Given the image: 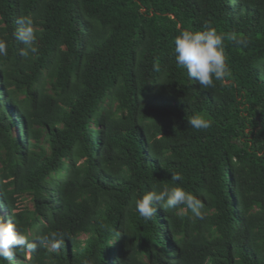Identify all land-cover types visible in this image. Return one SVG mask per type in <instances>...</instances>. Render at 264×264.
<instances>
[{"label": "trees", "instance_id": "trees-1", "mask_svg": "<svg viewBox=\"0 0 264 264\" xmlns=\"http://www.w3.org/2000/svg\"><path fill=\"white\" fill-rule=\"evenodd\" d=\"M206 26L231 69L208 89L174 56ZM0 40V216L35 245L0 264H264V0H0ZM175 186L203 219L139 216L137 199Z\"/></svg>", "mask_w": 264, "mask_h": 264}, {"label": "clouds", "instance_id": "clouds-1", "mask_svg": "<svg viewBox=\"0 0 264 264\" xmlns=\"http://www.w3.org/2000/svg\"><path fill=\"white\" fill-rule=\"evenodd\" d=\"M16 32V39L24 47L20 55L24 58L37 52L34 21L24 17ZM236 45L247 47L248 39L243 34H230L228 37ZM225 36L214 28L206 26L205 30H183L174 40V56L177 65L186 70L189 79L199 86L208 89L214 86V80L224 81L231 75V69L226 63L224 47ZM7 43L0 40V56H7ZM158 70V66L154 65ZM188 126L196 130H206L211 127V121L203 114H193L187 119ZM173 181L182 180L179 173L172 174ZM157 206L163 209H187L192 216L203 219L202 201L181 186L165 187L160 191H150L135 201V210L145 220H151L157 211ZM27 246L34 250L35 245L29 244L27 237L22 234L12 221H6L0 216V260L14 258L18 248Z\"/></svg>", "mask_w": 264, "mask_h": 264}, {"label": "rangeland", "instance_id": "rangeland-1", "mask_svg": "<svg viewBox=\"0 0 264 264\" xmlns=\"http://www.w3.org/2000/svg\"><path fill=\"white\" fill-rule=\"evenodd\" d=\"M25 203H27V200H26V199H25L24 201H22L21 203H19V206H21V205H23V204H25ZM81 237L84 238L85 235H82Z\"/></svg>", "mask_w": 264, "mask_h": 264}]
</instances>
